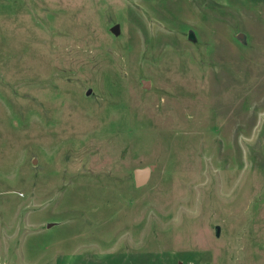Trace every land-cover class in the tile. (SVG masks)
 I'll list each match as a JSON object with an SVG mask.
<instances>
[{"label": "rangeland", "instance_id": "1", "mask_svg": "<svg viewBox=\"0 0 264 264\" xmlns=\"http://www.w3.org/2000/svg\"><path fill=\"white\" fill-rule=\"evenodd\" d=\"M0 264H264V0H0Z\"/></svg>", "mask_w": 264, "mask_h": 264}, {"label": "water", "instance_id": "2", "mask_svg": "<svg viewBox=\"0 0 264 264\" xmlns=\"http://www.w3.org/2000/svg\"><path fill=\"white\" fill-rule=\"evenodd\" d=\"M111 32L113 34H117L118 33V26L114 25L111 28ZM188 39L190 41H195V37L192 31L188 32ZM236 39L242 43L245 44V35L243 33H238L236 35ZM146 84V83H145ZM90 93V90H88L86 92V95H88ZM154 166H148V167H143V168H136L133 170V180H134V185L135 187L139 188L143 185H145L147 183V181L149 180L150 174L153 171ZM52 224H47V227H50ZM214 231H215V237L219 236V232H220V227L219 226H215L214 227Z\"/></svg>", "mask_w": 264, "mask_h": 264}]
</instances>
